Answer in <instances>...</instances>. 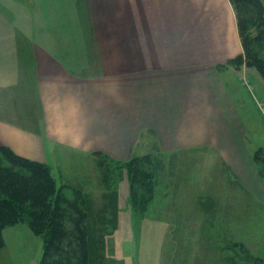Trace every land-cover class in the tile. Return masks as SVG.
Instances as JSON below:
<instances>
[{
	"label": "rangeland",
	"instance_id": "obj_1",
	"mask_svg": "<svg viewBox=\"0 0 264 264\" xmlns=\"http://www.w3.org/2000/svg\"><path fill=\"white\" fill-rule=\"evenodd\" d=\"M154 1L160 22L167 12L173 17L182 13L180 0H161L160 8ZM5 27L14 33L3 36L9 45L28 48L27 57L17 53L27 62L31 87L38 86V67L47 73L46 66L59 61L67 63L59 64L65 77L54 78L51 68L45 84L66 82L69 75L99 88L111 77L126 97L140 92L141 110L152 102V0H0V29ZM249 30L252 39L257 28ZM241 45V60L217 67L233 90L231 102L243 123L244 136L234 147L178 153L164 146L160 117L146 112L130 157L82 156L59 147L57 163L50 161L56 185L68 198L81 190L92 199L88 224L104 264H264V172L254 159L259 150L264 156V78L247 63ZM133 158L132 166L150 164L154 181L153 200L144 214L131 201L128 162ZM0 163L9 165L3 157ZM21 218L17 225L24 237L29 226L27 217ZM34 238L27 251L42 261L44 242Z\"/></svg>",
	"mask_w": 264,
	"mask_h": 264
},
{
	"label": "crops",
	"instance_id": "obj_2",
	"mask_svg": "<svg viewBox=\"0 0 264 264\" xmlns=\"http://www.w3.org/2000/svg\"><path fill=\"white\" fill-rule=\"evenodd\" d=\"M154 3L152 0V76L156 91L152 87V102L144 110L140 92H129L126 97L122 86L114 85L115 78L99 88L69 75L66 82L45 84L51 68L54 78L65 77L59 64L66 62L54 61L55 67L46 66L47 73L45 65H39L38 86L31 87L27 62L18 59L17 53L20 50L21 58L27 57L28 48L9 45L3 36L14 35L13 31L0 29V145L47 165L57 163L59 147L75 149L82 156L103 152L125 159L134 153L145 113L152 112L153 119L160 117L158 130L168 149L181 153L184 149L234 147L244 136L243 123L231 102L233 90L226 87L225 74L217 70L242 53L230 1L180 0L181 15L173 17L167 12L171 19L163 14L161 22L156 18L158 11H153ZM34 48L41 55L43 50L37 45ZM31 88L36 92L30 94ZM19 228L4 230L0 264H40V256L32 257L27 251L35 235L29 229L24 232L27 237H22Z\"/></svg>",
	"mask_w": 264,
	"mask_h": 264
},
{
	"label": "trees",
	"instance_id": "obj_3",
	"mask_svg": "<svg viewBox=\"0 0 264 264\" xmlns=\"http://www.w3.org/2000/svg\"><path fill=\"white\" fill-rule=\"evenodd\" d=\"M229 1L236 13L247 63L254 65L264 78V3L262 0ZM251 26L257 28L252 39ZM242 58L240 54L228 64ZM260 153L254 159L263 173L264 156ZM0 157L9 163H0V249L5 246L4 230L16 226L25 215L31 232L44 242L40 264H104L88 224L93 212L92 199L81 190L75 192L74 198H68L63 188L57 187L47 164L20 157L1 145ZM132 160L128 162L131 201L144 214L153 200L154 181L147 169L149 163L136 167L132 165L137 160ZM237 246L236 243L234 247L237 249Z\"/></svg>",
	"mask_w": 264,
	"mask_h": 264
}]
</instances>
